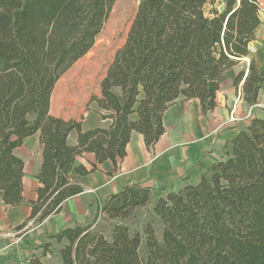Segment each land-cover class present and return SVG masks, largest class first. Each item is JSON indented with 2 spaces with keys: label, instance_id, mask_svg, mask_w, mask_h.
<instances>
[{
  "label": "trees",
  "instance_id": "obj_1",
  "mask_svg": "<svg viewBox=\"0 0 264 264\" xmlns=\"http://www.w3.org/2000/svg\"><path fill=\"white\" fill-rule=\"evenodd\" d=\"M117 1L0 0V195L9 208L24 203V163L14 150L39 133L41 186L29 218L36 225L83 192L74 170L86 176L106 161L116 169L134 132L151 149L178 101L197 99L204 116L213 112L221 76L248 57L261 25L257 0H138L125 44L90 100L112 124L84 132L80 121L51 115L52 95L93 49ZM263 84L264 69L252 61L243 85L248 105ZM84 153L96 157L91 171L75 167ZM152 204L142 228L126 223ZM50 238L63 244L62 264H264V119L240 131L199 184L157 200L149 187L125 186L92 221Z\"/></svg>",
  "mask_w": 264,
  "mask_h": 264
},
{
  "label": "crops",
  "instance_id": "obj_2",
  "mask_svg": "<svg viewBox=\"0 0 264 264\" xmlns=\"http://www.w3.org/2000/svg\"><path fill=\"white\" fill-rule=\"evenodd\" d=\"M257 2L261 7V25L249 45L248 57L239 60L236 66L221 76L215 110L204 116L199 100L178 101L164 113L165 133L151 149H148L144 136L134 132L126 147V157L116 169L110 161H106L98 164L97 170L86 176L78 177L74 170L72 175L78 178L83 192L67 200L59 214L47 218L41 225H30L33 221H29V218L32 214L31 202L37 200L41 186L36 177L43 163V147L39 133L23 140L14 154L24 163V203L9 208L0 195V264H15L22 254L21 246L26 236L30 240H33L34 234L48 235L50 238L65 228L89 223L97 216L102 203L125 186L138 184L149 187L157 200L166 197L169 192L199 184L204 176H208L212 165L225 158L239 132L253 119H264V114H253L264 93V84L257 104L248 105L243 98V85L251 62L254 61L257 68L264 69V0ZM241 72H244V77L236 87L234 82ZM59 84L62 85L61 79L52 95V116L80 121L84 132L111 126L112 121L102 118L95 103L85 112L83 107L86 103H81L87 99L82 98L81 101L76 94V83L65 86L62 99L57 101L55 93ZM68 144L73 147L78 144L77 133L69 136ZM96 164L94 154L84 153L76 159L75 167L83 166L91 171ZM31 248L27 247L24 251L26 256ZM43 260L44 257L40 261L45 264Z\"/></svg>",
  "mask_w": 264,
  "mask_h": 264
},
{
  "label": "rangeland",
  "instance_id": "obj_3",
  "mask_svg": "<svg viewBox=\"0 0 264 264\" xmlns=\"http://www.w3.org/2000/svg\"><path fill=\"white\" fill-rule=\"evenodd\" d=\"M138 5V0H118L116 2L93 49L61 78L62 85L59 84L55 93L57 101L62 99L65 86L76 83L75 92L81 101L82 98L87 99L85 100L86 102L81 104L85 105L86 103L83 108L85 112L89 111V106L92 104L90 103L91 98L100 95L101 82L106 76L116 53L125 44L131 24L136 16ZM260 100L258 106L254 108L253 114L255 112L257 114H264V93ZM231 120L234 121L233 119ZM153 205L138 209L126 223L136 229L142 228L149 220V214L153 209ZM98 223L100 226H106L108 229L110 227V224L104 221V216H99ZM30 239L28 236L23 239L21 246L22 254L18 258L22 260L16 259L15 264L27 259L32 260L34 257L39 260L44 257L43 261L45 264H60L59 252L63 244H56L48 235L43 234H34L33 240ZM48 241L50 242L48 243ZM30 246L32 248L26 256L24 251Z\"/></svg>",
  "mask_w": 264,
  "mask_h": 264
},
{
  "label": "built area",
  "instance_id": "obj_4",
  "mask_svg": "<svg viewBox=\"0 0 264 264\" xmlns=\"http://www.w3.org/2000/svg\"><path fill=\"white\" fill-rule=\"evenodd\" d=\"M234 120V119H233ZM34 222H31L30 225H33ZM20 264H31V261L29 259L22 261Z\"/></svg>",
  "mask_w": 264,
  "mask_h": 264
},
{
  "label": "water",
  "instance_id": "obj_5",
  "mask_svg": "<svg viewBox=\"0 0 264 264\" xmlns=\"http://www.w3.org/2000/svg\"><path fill=\"white\" fill-rule=\"evenodd\" d=\"M222 10V8H220Z\"/></svg>",
  "mask_w": 264,
  "mask_h": 264
}]
</instances>
